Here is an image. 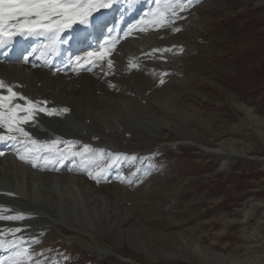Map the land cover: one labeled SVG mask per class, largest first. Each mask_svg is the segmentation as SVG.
I'll list each match as a JSON object with an SVG mask.
<instances>
[{
  "label": "rangeland",
  "instance_id": "374dc122",
  "mask_svg": "<svg viewBox=\"0 0 264 264\" xmlns=\"http://www.w3.org/2000/svg\"><path fill=\"white\" fill-rule=\"evenodd\" d=\"M196 9H200L194 12L196 21L192 16L187 20L192 31L188 43L181 34L185 21L178 35L170 34L173 27L161 26L138 45L145 48L154 41L150 68L162 63L156 58L165 55L162 50L168 34L183 49L178 48L181 53L175 55L180 58L175 61L171 52L166 54L168 62L164 63L171 71L167 76L173 77L163 86H167L166 93H180L176 102H152V91L163 88L158 83L140 93L126 92L119 104L103 108L106 118L112 117L116 125L107 128L106 134L88 126L73 111L65 120L42 119L66 132V137L75 131V137L91 141V133L66 125L79 124L114 150L135 143L124 149L125 154L133 153V182L142 171H148L150 179L136 190L112 183L123 198L113 191L104 193L118 197L119 213L106 204L108 197L91 180L69 176L72 180L66 181L33 172L32 178L25 176L22 196L32 200H23L22 205H42L44 210L36 208L39 217H33L29 226L48 243L44 257L34 264H264V0H204ZM127 44L121 47L124 52ZM137 93H142L140 98ZM183 107L189 113L186 118L181 114ZM101 159L106 162L103 174L134 176L122 173L120 163L109 168L106 155ZM124 168L130 170V165ZM12 171L11 163L0 168V183L15 184L10 180ZM245 217L246 221L234 222ZM9 226L22 229L18 219ZM41 226L48 227V232L41 235ZM60 240L64 245L58 252L53 245Z\"/></svg>",
  "mask_w": 264,
  "mask_h": 264
},
{
  "label": "snow or ice",
  "instance_id": "6c2138e0",
  "mask_svg": "<svg viewBox=\"0 0 264 264\" xmlns=\"http://www.w3.org/2000/svg\"><path fill=\"white\" fill-rule=\"evenodd\" d=\"M112 0H0V48L7 47L17 36L29 38L34 36H43L50 41L51 46H55L57 42L67 43L62 40L60 33L66 29H71L74 24H88L89 18L92 17L94 12H98L101 8L111 7ZM161 0H157V11L153 15L157 17L156 22L168 16L169 13L172 17L177 16V9L179 11L186 10L192 5L193 0H164V7L160 9ZM179 31V29H176ZM94 55L93 52H87L85 57L77 56L76 62L79 64L82 59H90ZM104 53L101 52L100 56L103 57ZM26 59V58H25ZM111 67V61H109ZM164 81L161 80V83ZM0 89H6L8 95L0 94V127L6 128L8 132H20L23 136L27 137L28 133L20 127L21 124H26L33 118V110L36 105L33 101L28 100L26 97L13 91L11 86L5 84L0 80ZM23 100L24 104L14 103V100ZM39 111H45L51 115L56 110L48 111L40 108ZM62 111H67L63 109ZM24 113V115H20ZM17 138L13 135H0V141L12 140ZM35 145L37 141L31 140ZM64 143L66 149H57L56 146ZM48 147L49 151L56 150L55 154L59 160L65 159L67 156L71 157H84L86 153L92 150L88 145H84L82 151H72V142H62L59 140L52 141ZM29 152L31 148L27 149ZM101 153L103 150H100ZM0 155H3L0 152ZM111 155V154H109ZM123 154H116L115 160L121 159ZM21 159H26L21 156ZM126 158V157H125ZM47 163H52V160H46ZM35 167L36 164L33 163ZM103 171V170H101ZM90 178L99 182L100 173L93 175L91 171L88 172ZM22 217L0 216V219H20ZM13 232H20V229L10 230ZM0 250L11 252L8 264H26L31 259V255L26 248L21 247L15 240L9 243L5 248V241L0 239Z\"/></svg>",
  "mask_w": 264,
  "mask_h": 264
},
{
  "label": "bare ground",
  "instance_id": "6f19581e",
  "mask_svg": "<svg viewBox=\"0 0 264 264\" xmlns=\"http://www.w3.org/2000/svg\"><path fill=\"white\" fill-rule=\"evenodd\" d=\"M199 10L200 9H196V13ZM196 13H193L191 20L194 21L196 19V17H195L197 15ZM182 23H184V22H182ZM184 24H187V26H185L184 30L181 31L182 32L181 34H183V36L185 37V41H186V39H190L191 40V37H188L189 35H191L190 33L192 32L191 29H190V26L188 25L189 24L188 21H186V23H184ZM170 32H172V30ZM194 32L192 34H194ZM152 33L153 32H150L149 33L150 34V38H151ZM169 36H170L169 34L166 36V42H165V44L171 45L174 42H173V38L171 36L170 37ZM179 37L181 38V36H179ZM146 40H147L146 37H142L141 38L138 35H136L135 38L127 40L126 43H128L127 46H129V47H128V50H126V49H124V50L127 51V52H131V50L133 49L134 46H136V45L138 46L141 42L146 41ZM179 40H181V39H179ZM139 41H141V42H139ZM183 42L184 41H182V43ZM186 42L188 43V41H186ZM126 43H123V44H121V45H119V46H117L116 48L113 49V54H112V56L110 58V61H111V65H112V69L113 70H115L116 68H118L119 62H121L123 56L127 54V52H124L121 49V47H123V45L126 44ZM179 45H181V43ZM188 46H189V44H188ZM164 48L166 49V47H164ZM178 48L181 50V47L180 46L179 47L178 46L177 47L176 46L175 47H172L171 46L170 48H168L170 50V52H171V54H170L171 55L170 56L171 57V61L172 60L175 61V60H178V58H180L177 55H179L178 53L183 52V49L181 50V52H179L180 50ZM158 50H160V49H158ZM174 51H178L177 55L173 54ZM168 54L169 53H167V55ZM184 54H186V53L184 52ZM167 57H169V56H167ZM197 59L198 58L195 57V61L194 62H196ZM196 66H197L198 69H201V66L202 65L200 66V64L197 63ZM4 70H6V73H2V77H4L9 82H19L21 84H24V82L28 81L29 79L32 80V83L30 85H26L25 90H24L25 93H27V94H33V95H35L37 97H41V96L42 97H47V98L52 99V100H55L56 102H59L61 104H66V105L71 106L72 111L75 112V113H77V114H79L80 116H82V118L85 120V122H87V120H90L89 121V124H87L88 126H90L93 129H96L99 132L104 133V134H106L105 131H106L107 128H110L112 130V129H115V126L116 125L114 124V119L112 117H111L112 119L110 118V116L106 118L105 113L103 112V108L107 109L106 107H109L110 106V103L113 104V103L120 102V100L123 98V96L125 95L126 92H129V93L131 92V94H133L135 92H139L140 93L141 91H146L147 89L154 88V85H155L154 84L155 83V81H154L155 79L151 75H147L145 73L146 69L142 65L140 66L139 69H136L135 67H133L132 70H131V72H130V74H128V75L121 74L120 73L119 77H117L114 74V75H112L110 77L109 80L106 79L104 81V83L99 82L95 78H91L89 76H83V75H81L77 79H73V80L66 81L64 77H62V76H56V77L51 76L50 75V72L43 71L40 68H37V69L33 70L32 72H30V74H27V71H25L24 69H22V68H20L18 66H5L4 67ZM118 72L119 71H116V73H118ZM169 73H171V71ZM84 75H86V74H84ZM36 81H40L42 83V85H43V88L44 89L47 88L48 92H44L42 89H37L36 86H35V82ZM110 86H115L114 87V90H110ZM166 87L167 86L165 84V86H163L162 89H154L152 91L153 94L150 93L151 95H150L149 98L153 100L152 102L159 104L161 102L164 103L163 100H167V99H171L169 101H171L173 103L176 102V99L179 97L180 93L175 94V95H173L171 92H170L171 94L166 93V90H165V89H167ZM97 92L99 94H97ZM140 95H139V98H140ZM143 97H145V95L142 96V98ZM129 98H131V97H129ZM131 100L132 101L133 100L135 101V98L134 99L131 98ZM128 101H130V100H128ZM181 102H183V101H181ZM107 104H109V105L107 106ZM117 104H119V103H117ZM149 104H151V103H149ZM154 105L158 106L157 104H154ZM183 106H185V105H183ZM94 108H96L97 110L96 111H93ZM177 109H179V108H177ZM112 110L113 109L108 110L107 113L112 112ZM192 111H194V110H192ZM201 111H203V110H201ZM181 114L185 118L189 116V113L184 111V107L181 109ZM181 121H183V120H181ZM60 129H62V127ZM52 130L54 131L53 133L58 134V135H66L67 134L66 132L63 133V130L62 131L61 130H58L57 131V130H55L53 128H52ZM59 131H61L62 133L59 132ZM106 132L108 133V131H106ZM113 132H116V130H114ZM73 136L75 137L77 135H72V137ZM96 143L99 144L97 147L100 148L101 146L107 144L108 142L107 141H103V140L100 139V141L99 142H96ZM134 145H135V143H133V142L130 141L127 144H124V145H122V146H120V147H118L116 149H117V151H122L124 149H131V147H133ZM102 161H103L102 159L101 160H98V159L95 158L93 160V163L90 164V168L94 169L93 175L97 174L98 172H101V175L103 176V178H109L110 177L109 176V173L103 174V171H101V170H103L102 169V166L104 167V165H105L104 163H106V162H104V161L102 162ZM7 163L10 164V162H7ZM21 167L22 166H20V168ZM22 170H24V169H22ZM107 170H109V169H107ZM114 175H116V174H114ZM51 177H52V179L53 178H55V179L56 178L57 179H60V178L63 179L64 178L66 181L72 180L71 177L65 176V175H60V176H55V175L53 176L52 175ZM78 179H82V178H78ZM94 186H96V184ZM97 186L100 189V191L99 190L98 191L101 192L104 195L105 198L108 197L107 200H109V202L106 201V204H109L110 203V205L112 207H116L117 210H118L119 208L115 204V202L119 203L118 202L119 199H118L117 196H111V194H112L111 191H113L115 194H117L118 196H120L122 198L124 196L123 193L121 191H119L117 188H115L112 183L111 184H99ZM95 188H97V187H95ZM22 190H23V187H22ZM93 191H92V193H94ZM105 191H107V193L109 192L111 194L104 193ZM32 192H34V191H32ZM29 194L31 195L30 192H29ZM83 203L86 204V206L88 205V203H86L85 201ZM24 206L33 207V208H38L39 207L41 209L43 208L42 205H34L36 207L31 206V205H24ZM88 207H89V205H88ZM92 208H94V207H92ZM81 209H82V214L84 215V217H86L88 214L85 212V210H84L85 208L82 207ZM54 213H56V212H54ZM119 213H120V209H119ZM56 216H57V218H55V219H58L59 214L56 213ZM91 217L92 216L89 215V218H91ZM69 220H70V222L74 223V221H73L72 218H70ZM246 220L247 219L245 217V219H241V220L238 219V220H235L234 222H243V221H246ZM138 222L139 221L136 220L134 223L136 224ZM8 228H11V227L9 226ZM147 229H150V228H147Z\"/></svg>",
  "mask_w": 264,
  "mask_h": 264
}]
</instances>
